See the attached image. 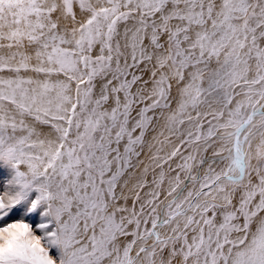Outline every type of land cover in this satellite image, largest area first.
Listing matches in <instances>:
<instances>
[{"label": "snow or ice", "instance_id": "6c2138e0", "mask_svg": "<svg viewBox=\"0 0 264 264\" xmlns=\"http://www.w3.org/2000/svg\"><path fill=\"white\" fill-rule=\"evenodd\" d=\"M0 164V264H264V0H0Z\"/></svg>", "mask_w": 264, "mask_h": 264}, {"label": "rangeland", "instance_id": "374dc122", "mask_svg": "<svg viewBox=\"0 0 264 264\" xmlns=\"http://www.w3.org/2000/svg\"><path fill=\"white\" fill-rule=\"evenodd\" d=\"M24 75H31V73L24 74ZM145 78H147V76H145ZM135 90L136 89L134 87L133 91H135ZM173 96H175V89H173ZM29 122H31V121H29ZM157 128H158V131H164L165 136L168 135L167 131L164 129V121H163V119H161L159 121V124H158ZM44 130L47 131V126H44ZM156 134H158V133L149 132L147 134V140L150 143H154V141H152V136L156 135ZM159 139L163 140L164 137L161 136V137H159ZM173 139H175V138H173ZM156 147H159V145H156ZM169 148H170V145H165L164 146V151H168ZM152 151L153 152L155 151V147L152 148ZM210 154L211 153H209V155ZM145 165L150 166V171L147 174V178H148L149 181H151V179L153 178V174H152V171H151V160L149 159V149H148L147 146H145V148L143 149V152H142L141 157L139 158V161H137L136 158H133V168L127 170L126 176L123 178L124 180L127 181V184H128V189L125 191V194L128 196L127 206L129 208L132 207L133 200H134V192L135 191H140L141 200H144L146 198L145 197V193L148 191L147 188H145L143 190L135 189V183L143 175L142 169H143V167ZM207 168H208V166L205 165L204 171L200 172V176L201 177H203L204 172L207 171ZM22 170H24L23 167H22ZM193 174H195V172ZM10 176H11L10 168H8L7 166H5L3 164H0V194H2V192L4 190V187H5V184H6V181L10 178ZM165 187H166V185H165ZM189 187H191V185H189ZM185 194H186V192H185ZM120 203L124 204L125 201L121 200ZM138 207H139V205L137 204V208ZM11 215L12 216L13 215H17V216L18 215H22L24 217V222L30 223L33 226V234L35 236L42 235V233L39 232L37 230V228H36L37 224L42 220V217H40L39 215H28V214H25L22 209L14 211ZM8 218L9 217H7L5 220H8ZM4 221H0V226L5 224Z\"/></svg>", "mask_w": 264, "mask_h": 264}, {"label": "bare ground", "instance_id": "6f19581e", "mask_svg": "<svg viewBox=\"0 0 264 264\" xmlns=\"http://www.w3.org/2000/svg\"><path fill=\"white\" fill-rule=\"evenodd\" d=\"M17 220H23L24 221V217L22 215H11L9 216L8 220H5L4 223H9V222H15Z\"/></svg>", "mask_w": 264, "mask_h": 264}, {"label": "crops", "instance_id": "0c3cea01", "mask_svg": "<svg viewBox=\"0 0 264 264\" xmlns=\"http://www.w3.org/2000/svg\"><path fill=\"white\" fill-rule=\"evenodd\" d=\"M141 173V172H140Z\"/></svg>", "mask_w": 264, "mask_h": 264}]
</instances>
